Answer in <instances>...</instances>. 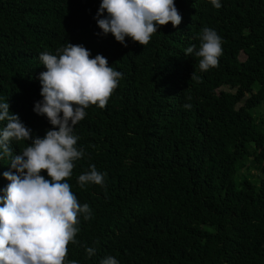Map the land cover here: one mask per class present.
Wrapping results in <instances>:
<instances>
[{"label":"trees","instance_id":"1","mask_svg":"<svg viewBox=\"0 0 264 264\" xmlns=\"http://www.w3.org/2000/svg\"><path fill=\"white\" fill-rule=\"evenodd\" d=\"M101 2L0 0V103L33 138L53 128L34 111L41 53L83 45L122 74L106 106L73 127L84 155L66 182L91 215L79 217L66 264H264V0H175L180 25L127 46L98 27ZM204 27L223 49L207 71L185 54ZM30 143L11 141L13 156ZM10 163L0 158V196ZM93 164L103 186L81 187Z\"/></svg>","mask_w":264,"mask_h":264},{"label":"clouds","instance_id":"2","mask_svg":"<svg viewBox=\"0 0 264 264\" xmlns=\"http://www.w3.org/2000/svg\"><path fill=\"white\" fill-rule=\"evenodd\" d=\"M211 3L221 7L220 0ZM96 20L104 35L111 33L121 44L128 37L147 45L158 25L171 23L176 27L182 17L175 0H102ZM198 38L199 49L190 46L185 54L200 58L201 71L218 66L222 38L208 27ZM40 59L46 69L39 75L43 100L35 103L34 111L47 117L52 130L43 138H33L18 114L10 113L9 103H0V122L6 121L0 129V158L11 157V169L15 170L3 173L10 183L0 196V264H66L68 245L76 242L79 217L88 220L91 215L89 205H81L66 182L74 161L84 155L76 146L79 137L73 134V127L84 119L90 105L106 106L122 76L103 55L93 58L83 45L67 43L56 54L41 53ZM13 140L31 143L13 156ZM42 171L47 172L48 179ZM104 177L93 164L78 177V183L81 187L88 183L103 186ZM86 252L91 257L95 249L88 247ZM101 264L119 262L108 256Z\"/></svg>","mask_w":264,"mask_h":264},{"label":"rangeland","instance_id":"3","mask_svg":"<svg viewBox=\"0 0 264 264\" xmlns=\"http://www.w3.org/2000/svg\"><path fill=\"white\" fill-rule=\"evenodd\" d=\"M259 111H262L264 113V103L261 105L260 107V110Z\"/></svg>","mask_w":264,"mask_h":264}]
</instances>
